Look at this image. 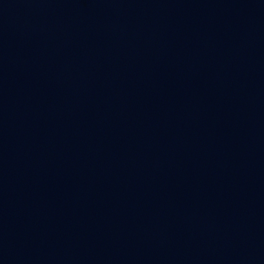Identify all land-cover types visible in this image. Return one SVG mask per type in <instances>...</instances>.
<instances>
[{"label": "water", "instance_id": "1", "mask_svg": "<svg viewBox=\"0 0 264 264\" xmlns=\"http://www.w3.org/2000/svg\"><path fill=\"white\" fill-rule=\"evenodd\" d=\"M0 264H264V0H0Z\"/></svg>", "mask_w": 264, "mask_h": 264}]
</instances>
